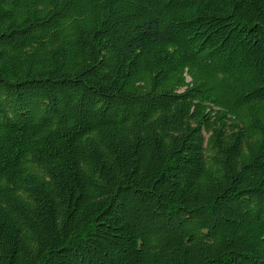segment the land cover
Masks as SVG:
<instances>
[{"label":"trees","instance_id":"16d2710c","mask_svg":"<svg viewBox=\"0 0 264 264\" xmlns=\"http://www.w3.org/2000/svg\"><path fill=\"white\" fill-rule=\"evenodd\" d=\"M0 264H264V0H0Z\"/></svg>","mask_w":264,"mask_h":264}]
</instances>
